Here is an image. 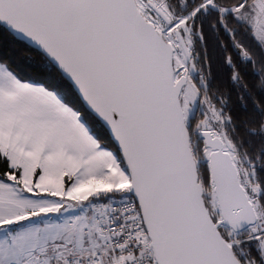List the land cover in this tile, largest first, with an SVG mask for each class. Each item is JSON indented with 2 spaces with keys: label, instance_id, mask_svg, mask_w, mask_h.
I'll return each instance as SVG.
<instances>
[{
  "label": "snow or ice",
  "instance_id": "snow-or-ice-1",
  "mask_svg": "<svg viewBox=\"0 0 264 264\" xmlns=\"http://www.w3.org/2000/svg\"><path fill=\"white\" fill-rule=\"evenodd\" d=\"M0 47V264H264V0H0Z\"/></svg>",
  "mask_w": 264,
  "mask_h": 264
},
{
  "label": "trees",
  "instance_id": "trees-1",
  "mask_svg": "<svg viewBox=\"0 0 264 264\" xmlns=\"http://www.w3.org/2000/svg\"><path fill=\"white\" fill-rule=\"evenodd\" d=\"M7 50H8L7 47H0V51H7ZM29 66H31V67H35L36 66L34 58L32 60L28 61V65L27 66L26 65H21L20 70H21L22 74H28V75L31 74L30 71H29ZM213 71L220 78H222L224 76L223 70L220 69L215 64L213 66Z\"/></svg>",
  "mask_w": 264,
  "mask_h": 264
}]
</instances>
